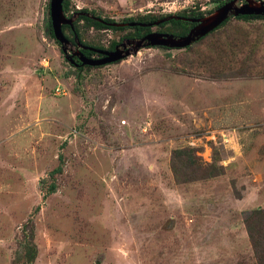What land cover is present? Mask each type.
<instances>
[{
	"label": "rangeland",
	"instance_id": "374dc122",
	"mask_svg": "<svg viewBox=\"0 0 264 264\" xmlns=\"http://www.w3.org/2000/svg\"><path fill=\"white\" fill-rule=\"evenodd\" d=\"M49 3L0 0V264H24L25 239L32 264H255L245 219L264 209V21L219 30L250 45L218 66L221 76L190 62L215 53L206 37L190 51L145 46L78 79L47 34ZM70 3L115 22L216 9L214 0ZM118 38L88 33L105 47ZM239 67L248 75L222 78ZM185 149L222 173L178 183L171 157L182 163Z\"/></svg>",
	"mask_w": 264,
	"mask_h": 264
},
{
	"label": "trees",
	"instance_id": "16d2710c",
	"mask_svg": "<svg viewBox=\"0 0 264 264\" xmlns=\"http://www.w3.org/2000/svg\"><path fill=\"white\" fill-rule=\"evenodd\" d=\"M229 1L231 0H214V2H216V8L222 6L223 4ZM62 7L63 12L68 17H71L73 14H79L78 18L73 24V30H71L69 26H62V32L65 38L74 45L73 38L76 35L78 41L83 46L106 51H112L116 45L120 44V42L125 39H140L145 35L151 33L152 28L154 27L158 28L157 32L172 34L176 37H183L195 25L190 20H196L204 17L205 15V13L203 11H200L199 8H187L181 12L175 13L174 15H154L151 13L143 15L139 13L133 16L125 17L120 22H115L113 19H110L108 17L100 18V15L92 11H88L87 9L78 11L71 10L72 7L70 0H64ZM171 16H175L177 17V19H172L168 22H163L156 25L157 22ZM232 20L249 23L256 21H264V16H238L236 18H229L228 20H226L216 30H214L213 32L206 35L200 40L202 41L206 37H210V39L212 40L211 42H213L212 44L214 50H216L215 53L213 55H209L207 53H200L196 55L193 59L190 60L192 65L196 64L198 66H202L204 64H207L209 66H212L216 70V74L221 76L223 72L222 69L218 68V66H220L223 61L226 62L227 59H231V57L235 56V52H242L244 49L250 46L247 39V35L245 34L239 37L235 36L231 38L228 36L224 38L220 36L221 33H219V30L228 27L232 23ZM46 30L47 34L52 39H54L50 19L47 20ZM90 31H110L113 34L119 33V38L118 41H116L115 39L109 41V44L107 45V47H105L99 41H93L88 39V33ZM55 42L59 44L57 41ZM161 49L167 50L162 47ZM185 50L190 51L191 47H187L185 48ZM83 53L87 57L97 56L89 51H83ZM227 64L228 66H230V60ZM83 69H90V67L79 66L78 69L73 70L74 75L78 79H81L79 73L83 71ZM229 69H231V73L224 74L226 76H223L222 78H230L228 77V75H232L233 77L236 76L244 78L246 75H248L246 72H242L241 67ZM191 152L193 151H189L187 149L183 150V156L181 159L182 163L177 162L175 156L171 157V168L175 181H177L178 183L207 181L209 179L216 178L222 173V166H218L219 163H217L216 160L204 166L198 162V157L194 156L193 153L191 155ZM60 172L61 166L54 169V171L51 173V176L53 177L55 173ZM56 188V183L52 178L51 182L47 184L45 190L46 193L49 195L51 193H54ZM245 230L247 232V236L249 238V242L253 251L255 264H264V209H255L252 211V214L245 219ZM22 247L25 259L24 264H32L36 256L35 245L31 242V240L25 239L22 242Z\"/></svg>",
	"mask_w": 264,
	"mask_h": 264
},
{
	"label": "water",
	"instance_id": "95a60500",
	"mask_svg": "<svg viewBox=\"0 0 264 264\" xmlns=\"http://www.w3.org/2000/svg\"><path fill=\"white\" fill-rule=\"evenodd\" d=\"M63 1L64 0H50L49 3V19L54 39L59 43L62 52L71 64H75L74 58H77L79 62L76 64L77 66L89 67L106 66L116 63L130 56L131 53H137L139 49L145 46L176 50L185 49L213 32L229 18H236L238 16H264V0H231L215 9L210 15L191 20L195 25L183 37H176L167 33L151 32L140 39H131L130 41L129 39H125L121 44L116 45L112 51H105L82 46L76 35L74 36V45L65 38L62 32V26H69L71 30H73V24L79 14H73L71 17L66 16L63 12ZM240 2L241 4L238 5ZM167 19H177V17L172 16L165 18L157 22L156 25L165 22ZM127 45H133V48L124 50ZM68 46L77 48V50L71 51V53L68 54ZM80 47L102 57H86L78 50Z\"/></svg>",
	"mask_w": 264,
	"mask_h": 264
},
{
	"label": "flooded vegetation",
	"instance_id": "af4514ba",
	"mask_svg": "<svg viewBox=\"0 0 264 264\" xmlns=\"http://www.w3.org/2000/svg\"><path fill=\"white\" fill-rule=\"evenodd\" d=\"M74 39V38H73ZM81 44V43H80ZM82 45V44H81ZM83 46V45H82ZM84 47H86V46H84ZM95 49V48H94ZM75 50H77V48H75ZM78 50L80 51V52H82L83 53V51H89V50H84L82 47H80V48H78ZM106 51V50H105ZM89 52H91V51H89ZM84 54V53H83ZM95 54V53H94ZM85 55V54H84ZM95 55H97V54H95ZM86 56V55H85ZM87 57V56H86ZM102 56H100V55H97V56H91V58H101ZM74 61H75V64H72L73 66H75L76 68H78V66L76 65V64H78L79 62H78V59L77 58H74ZM71 64V63H70Z\"/></svg>",
	"mask_w": 264,
	"mask_h": 264
},
{
	"label": "built area",
	"instance_id": "2783aa9c",
	"mask_svg": "<svg viewBox=\"0 0 264 264\" xmlns=\"http://www.w3.org/2000/svg\"><path fill=\"white\" fill-rule=\"evenodd\" d=\"M57 92H60V90H59V89H57Z\"/></svg>",
	"mask_w": 264,
	"mask_h": 264
},
{
	"label": "clouds",
	"instance_id": "9594fccd",
	"mask_svg": "<svg viewBox=\"0 0 264 264\" xmlns=\"http://www.w3.org/2000/svg\"><path fill=\"white\" fill-rule=\"evenodd\" d=\"M217 9V8H216ZM203 18V17H202ZM191 21V20H190ZM195 24V23H194ZM222 25V24H221ZM216 30V29H215ZM119 45V44H118Z\"/></svg>",
	"mask_w": 264,
	"mask_h": 264
}]
</instances>
